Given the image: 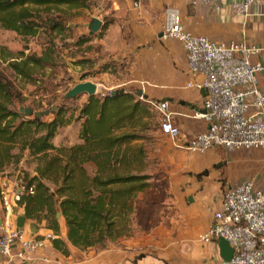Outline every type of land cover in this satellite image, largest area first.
Returning <instances> with one entry per match:
<instances>
[{"label":"trees","instance_id":"1","mask_svg":"<svg viewBox=\"0 0 264 264\" xmlns=\"http://www.w3.org/2000/svg\"><path fill=\"white\" fill-rule=\"evenodd\" d=\"M62 5L82 8L89 0H0V28L38 35L46 22L39 20L42 17L36 8ZM110 22L106 21L103 30ZM45 32L48 38L41 55L1 49L16 75L26 81L36 83L39 72L44 75L45 70L59 66L62 50L56 38L68 45L73 27L56 19ZM92 39V34L79 36L75 45ZM85 60L90 59L74 62ZM101 67L102 72H117L114 60ZM17 101L15 87L0 80V174L18 165L26 154L36 164L33 173L25 175L34 192L25 193L18 204L26 218L55 233L52 245L63 256H70L71 247L105 248L131 235L137 196L151 188L155 179L147 144L155 122L150 99L126 90L88 95L77 116L80 142L72 145L54 142L60 128L73 121L72 114L60 107L48 120L34 114L24 116L14 107ZM61 220L67 228L66 239L61 235Z\"/></svg>","mask_w":264,"mask_h":264},{"label":"rangeland","instance_id":"2","mask_svg":"<svg viewBox=\"0 0 264 264\" xmlns=\"http://www.w3.org/2000/svg\"><path fill=\"white\" fill-rule=\"evenodd\" d=\"M134 1L89 0V5L82 8H69L66 5H62L61 8L38 7L36 9L40 11L42 17L39 20L45 21L46 25L41 28L42 31L38 35L34 36L21 35L14 30L0 28V80L15 87L18 101L15 102L14 107L20 109L32 105L34 111L49 109L51 112L44 115L47 120L52 118L60 107L67 111V115L72 114L73 121L60 128L59 134L54 140L55 143L72 144L79 141L78 133L81 120H77V116L79 109L88 98V93L77 97H71L70 93L81 82L95 83L97 85L96 94L100 95L121 89L136 94L139 89H144L150 100L160 99L161 96L172 97L173 101L167 102V104H171V107L176 109L181 107L189 113H193L192 108L186 104L183 106L180 101L191 102L195 106L202 105L200 91L194 90L185 94L181 90L184 84L183 62L186 58V54L182 55L181 53L183 50L181 43L176 39L161 40L157 35L162 31L164 11L167 6L178 5L190 30L214 38L237 36L234 32L239 31L245 22L244 19L242 21L236 19L241 12L237 5L238 2L240 3L239 0H218L220 5H217V0H140L141 7L139 8L134 6ZM228 1L230 6H233L232 10L225 7ZM93 16L101 17L105 23L107 20L118 22L119 17V24L122 26L120 36H114L111 40L105 38L101 40L106 33V29H101V31L92 34V40L82 46H76L75 41L79 36L90 34L88 24ZM56 19H63L67 25L73 27L72 38L69 39L68 45H62L59 36L56 38L59 49L62 50L59 66L52 71L45 70L44 75L39 72L36 83L17 76L9 66V61L2 57L1 49L11 53L24 51L41 55L48 38L45 31L48 24ZM146 28L154 29L153 37L147 42L143 40L142 35ZM102 33L103 35L100 37L99 35ZM170 41H173L177 46L175 50L167 46L166 43ZM75 59L90 60H85L82 64H75ZM112 60L117 63V72H102L101 66L104 63L112 62ZM195 93L197 96L193 97L192 95ZM53 106L57 107L54 112L52 111ZM153 110L155 122L151 126V141L147 144L150 149L151 169L155 175L154 188L160 194L169 183L167 170L171 169V165L167 163L169 153L166 145L173 147V144L166 135L161 133L160 114L154 108ZM147 120L150 121V119ZM35 165L33 159L26 154L18 165L7 167L0 177L2 175V177L16 178L23 174L33 173ZM87 167L90 172L93 171L92 164H88ZM18 208H15L16 213H19ZM126 246L125 241L120 239L109 243L105 248L95 247L80 250L71 247L70 256H63L55 252L50 254L51 262L49 263L41 260L27 264H122L131 258L136 259L133 254H127ZM110 249L125 253L120 259H117L107 252Z\"/></svg>","mask_w":264,"mask_h":264},{"label":"built area","instance_id":"3","mask_svg":"<svg viewBox=\"0 0 264 264\" xmlns=\"http://www.w3.org/2000/svg\"><path fill=\"white\" fill-rule=\"evenodd\" d=\"M257 3H264V0H242L247 17ZM217 5H220L218 0ZM134 6L141 7V1L135 0ZM161 32V40L176 39L185 51L190 79L184 88L206 91L205 112L194 110L190 115L207 122L205 130L184 140L175 116L185 113L172 110L167 102L151 99L161 117V133L176 147L191 153H206L218 146L264 149V89L258 80L259 73L264 71V63L251 61L261 49L242 39L213 40L193 32L187 27L178 5L165 8ZM227 53L241 54L242 62H218V57ZM33 192L25 174L6 177L0 183V264L37 261L47 242L57 237L53 231L32 236L17 226L15 208L19 207L25 193ZM220 237L230 243L234 254L230 260L221 259L215 264H264V189H257L252 182H247L240 189L225 192L211 226L199 234V239L205 243ZM41 260L51 262L48 257L42 256Z\"/></svg>","mask_w":264,"mask_h":264},{"label":"crops","instance_id":"4","mask_svg":"<svg viewBox=\"0 0 264 264\" xmlns=\"http://www.w3.org/2000/svg\"><path fill=\"white\" fill-rule=\"evenodd\" d=\"M239 1L240 3L238 2L237 5H239L241 12H239L236 19L239 21L244 19L245 22L239 31L234 32L237 36L214 38L207 34L205 35L213 40H245L248 44L255 45L261 49L251 57V61L264 63V3L253 5L250 15L247 17L243 12L242 0ZM225 7L229 10L233 8V6H230L229 1L225 4ZM119 22V17L118 22L116 20L111 22L101 40H104V38L111 40L114 36L119 37L122 31V26ZM160 33H157L158 37ZM142 35L143 40L147 42L153 37L154 29L146 28ZM166 44L170 49L175 50L177 48L173 41ZM181 53L184 55L185 51L181 50ZM217 60L221 63L234 64L242 62L243 59L241 54L227 53L220 55ZM183 68H185L183 75L184 84L181 90L186 94L197 89L184 88L190 79L186 58H184ZM258 80L259 86L264 89V71L259 73ZM198 91H200L202 96L201 106H195L191 102L184 101H180L181 104L190 106L193 111L204 109L203 100L206 93L204 94L202 90ZM192 96L196 97L197 94L195 93ZM169 98L172 100H167L166 102L171 103L173 101L172 97H160L161 100ZM169 107L172 110L185 113V115L175 116V121L181 127L182 139H190L196 133L207 128V122L204 119L192 117L191 113L181 107L176 109L171 107V104H169ZM78 142H80V139ZM55 144L72 145L74 143L66 144L61 142ZM172 144L173 147L166 145L169 153L167 163L171 165V169L167 170L169 183L164 188V191L159 194L153 184L151 188L140 192L137 196L136 208L133 214L132 233L122 238L127 244V254H133L136 259L131 258L133 259L132 261L129 259L122 264L217 263L222 259L219 240L205 243L199 239V234L211 226L214 213L220 208L225 192L229 189H240L247 182H252L257 189H264V149H236L218 146L206 153L199 154L176 147L173 141ZM2 175L0 183L8 177H2ZM18 209V215L23 214V209ZM1 213L2 204L0 202V217ZM61 225V235L66 239L67 228L64 220H61ZM25 230L27 234L32 236H43L51 231L45 228L43 224H36L27 218ZM55 252L59 253L53 247L52 240H49L39 254V261L31 263L40 262L42 256L50 258V254ZM107 252L117 259H120L125 253L124 251L113 249L107 250Z\"/></svg>","mask_w":264,"mask_h":264},{"label":"water","instance_id":"5","mask_svg":"<svg viewBox=\"0 0 264 264\" xmlns=\"http://www.w3.org/2000/svg\"><path fill=\"white\" fill-rule=\"evenodd\" d=\"M104 26H105V22L99 17H93L91 22L88 24L90 34H94L98 31H101V29H103ZM162 35H163V33L161 32L159 34V37H161ZM124 91H125V89H121V90H114L112 92L115 93V92H124ZM202 92L204 94L206 93V91L204 89L202 90ZM84 93H88L89 96L96 94L97 93V85L91 81L81 82V83L77 84L71 90L70 96L76 97V96H79V95L84 94ZM136 94L138 96H140L141 98H144L146 100L149 99V95L147 93H145V91L143 89H139L136 92ZM167 100L169 101L172 99H170V98L169 99H162L161 102L165 103ZM56 109H57V107L53 106L52 111L54 112ZM196 110H200L202 112H205V109H196ZM20 112L24 116L34 114L36 117L41 118L44 115H48L51 111L49 109H46L45 111H34V109L30 108V107H25V108L22 107V108H20ZM58 216L59 217L62 216L61 211L58 212ZM1 223H2V221L0 219V225H1ZM25 224H26V216L24 214L18 215L17 226L20 229H24ZM219 247H220V253H221L222 259L230 260L233 257L234 249L225 238H223V237L219 238Z\"/></svg>","mask_w":264,"mask_h":264}]
</instances>
